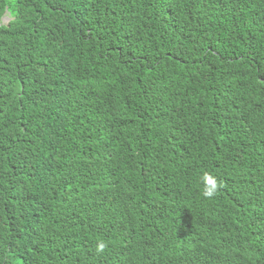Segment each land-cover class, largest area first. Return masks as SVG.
Listing matches in <instances>:
<instances>
[{
  "label": "trees",
  "instance_id": "1",
  "mask_svg": "<svg viewBox=\"0 0 264 264\" xmlns=\"http://www.w3.org/2000/svg\"><path fill=\"white\" fill-rule=\"evenodd\" d=\"M0 264H264V0H0Z\"/></svg>",
  "mask_w": 264,
  "mask_h": 264
},
{
  "label": "clouds",
  "instance_id": "2",
  "mask_svg": "<svg viewBox=\"0 0 264 264\" xmlns=\"http://www.w3.org/2000/svg\"><path fill=\"white\" fill-rule=\"evenodd\" d=\"M201 183L203 184V196L205 199H214L221 191L223 184L214 175L205 172L202 175ZM107 248V244L103 241L97 243L96 252L102 254Z\"/></svg>",
  "mask_w": 264,
  "mask_h": 264
},
{
  "label": "rangeland",
  "instance_id": "3",
  "mask_svg": "<svg viewBox=\"0 0 264 264\" xmlns=\"http://www.w3.org/2000/svg\"><path fill=\"white\" fill-rule=\"evenodd\" d=\"M3 22H4V23H7V22H8V19H7V18H5Z\"/></svg>",
  "mask_w": 264,
  "mask_h": 264
}]
</instances>
